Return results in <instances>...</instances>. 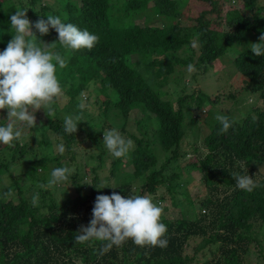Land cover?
<instances>
[{"label":"trees","instance_id":"trees-1","mask_svg":"<svg viewBox=\"0 0 264 264\" xmlns=\"http://www.w3.org/2000/svg\"><path fill=\"white\" fill-rule=\"evenodd\" d=\"M21 1L0 0V51L7 47L11 35H15L10 16L18 9H25ZM198 1L201 7L196 14L186 15L180 10L186 0H58L54 9L44 2L35 8L39 0H27L26 15L30 22L46 19L51 14L59 16L63 23H72L99 37L90 50H73L61 45L58 33L49 29L48 35L56 36L52 54L58 53L67 60L63 68L55 59L52 63L56 66L55 75L61 89L70 100L89 82H97L103 95L100 101L103 112L114 106L123 118L132 109L145 114L144 121H138L142 124H139L142 128L139 135L130 134L133 147L122 156L130 171L120 172V182L111 189L122 197L131 196V183L136 180L140 182L135 188L138 192L154 194L159 186L170 193L174 191L172 181L178 174H166L165 170L171 161L184 156L180 147L184 120L194 121L195 109L201 102L209 101L200 89L182 94L174 101L161 98L135 68L138 60L152 66L162 83L174 71V62L184 67L192 64L196 69L191 73L193 76L205 72L217 57L231 50L235 69L248 80L243 85L257 93L263 108L254 107L239 120L229 117L233 123L226 132L220 131L222 125L216 116L207 123L208 132L202 138L206 151L201 156L193 153L188 166L198 170L210 194L199 203L204 210L202 213L193 211L189 216L174 219L160 217V222L167 227L162 237L168 240L167 247L138 246L129 238L100 256L98 252L104 241L92 238L76 243L75 236L80 225L88 226L92 218V214L84 212L94 203L87 202L107 190L94 191V183H91L88 192L82 193L84 183L70 178L64 182H69L74 195L56 206L52 198L44 200L41 193H34L32 185L30 193L24 194L12 177L9 185L0 191V264H194L204 248L210 256L200 264H240V252L248 247L247 241L254 243L264 258V249L251 233L254 224L264 226V177L255 180L257 187L249 192L237 188L230 175L232 172L250 174L253 162L264 163V55L255 56L246 44L249 38L252 43L259 42L258 37L264 32V5H256V0ZM246 10L251 14L247 15ZM138 13L145 19L162 21L139 25L133 21ZM32 30L39 41L45 36ZM182 48L189 52L185 57L174 55L175 50ZM131 55L138 59L131 62ZM166 55L169 60L164 59ZM46 118L36 127L27 125L26 129L49 128L63 138L64 146L68 147L73 135L65 134L62 126ZM6 125L0 117V126ZM24 125L21 123L14 131L22 132ZM19 139L10 145L0 143V173L35 152L29 143H20ZM91 139L96 141L94 135ZM156 145L164 153L160 160L154 151ZM5 151H8L6 158L1 153ZM122 157L111 162L112 175L116 174ZM48 160L60 166L58 157L49 155L36 157L33 162L42 169ZM44 179L41 176L38 180L44 182ZM7 190H15V200L2 198ZM34 197L42 203L39 211L32 205ZM195 238L198 240L190 243Z\"/></svg>","mask_w":264,"mask_h":264},{"label":"rangeland","instance_id":"rangeland-1","mask_svg":"<svg viewBox=\"0 0 264 264\" xmlns=\"http://www.w3.org/2000/svg\"><path fill=\"white\" fill-rule=\"evenodd\" d=\"M224 2L231 3L232 0H223ZM46 3L52 9L57 5L58 0H39L35 8H38L40 3ZM21 5L27 8V0H22ZM147 5H151L148 1ZM256 5H264V0H256ZM180 7V6H179ZM201 7L198 0H186L185 4H182L180 10L185 11L186 15H195L196 11ZM257 9V7L255 8ZM261 11L260 9H257ZM264 13V9L262 11ZM247 15L251 14L250 10H246ZM133 21L139 25L148 24H160L162 19L160 18H147L142 16V13H138L133 16ZM226 29V27H223ZM55 35L46 34L40 40L45 43H52L47 49H52ZM252 38L247 39L246 44L252 43ZM45 48V45H41ZM195 43L192 45V50L195 52ZM53 52V49L50 51ZM174 55L185 57L188 54L187 49L175 50ZM194 55V54H193ZM233 51L229 50L223 55L217 57L208 69L203 73H195L191 76L192 72L188 71V66L184 67L174 62V71L167 75L165 82L159 83L152 66L147 63L138 62L134 65L138 69L146 80L151 84L152 88L159 93L161 98L174 101L178 96L196 91L200 89L209 97V101L205 100L201 102L200 107L195 109L196 118L194 121L189 122L184 120L185 131L183 133L181 149L184 151V156L171 161L170 165L165 170V173L176 172L178 177L172 181L174 191L170 193L162 186H159L154 194H149L143 190L137 191L140 185L138 180L131 183L132 192L131 196H148L152 199L153 203L162 207L163 211L161 217L167 219H174L180 216H189L194 211L195 214L202 213L204 210L199 207V203L210 193L204 186L200 179V175L197 169L188 166L190 157L194 154L201 156L206 150L202 145V138L208 132L207 123L211 121L217 114H225L235 120H239L244 117L245 114L251 111L254 107L262 109L258 95L254 91L248 90L243 84L245 79L234 67L232 63ZM164 59L169 60L168 55L163 56ZM136 56L131 55L130 61H135ZM159 80V81H158ZM115 96H111L113 99ZM103 100V95L98 89L97 82H89L88 86L73 97L69 99V95L66 94L63 89L61 95L54 98L52 107L53 112L49 113L46 107L36 109L33 106H28L29 111L34 113L35 126L40 122L47 120L46 116L56 121L60 126L63 125V117L65 115H80L84 121L78 123L77 132L73 133V140L68 147H65L63 154L57 151V145L63 142V138L56 135L51 129H38L28 131L26 126L28 122H22L16 118H8L7 109H0V117L4 119L6 124L12 122L14 128H17L21 123H25V127L22 129L19 142H27L30 145V149H35V152L29 153V158L26 156L21 161L14 163L8 167V169L0 173V191L6 188L11 178H16L17 183L24 190V194L28 195L29 186L32 185L34 193L37 195L41 193L44 200L52 198L54 205H59L67 197L74 195L69 182H60L55 185H49L48 181L51 178L50 174L54 168L67 167L71 170L72 175L69 177L71 180H75L84 183L81 192L87 193L89 184L94 183V191H105L103 195H111L113 192L110 187H116L120 182L119 173L122 171H130V167L126 162V158L122 157L117 168L116 174L110 173L111 162L116 158L112 156L109 150L106 148L103 142V132L116 129L122 136L128 140H132L130 134L139 135V130H142L138 121L143 119L145 114L136 109H132L126 118L121 116V113L114 107H108L104 112L101 110L100 101ZM201 109V110H200ZM142 125V124H141ZM91 135L95 136V140L91 139ZM133 142V140H132ZM153 145V144H152ZM133 147V143L129 150ZM128 150V151H129ZM155 153L158 155V159L162 158V153L158 146H155ZM3 156L8 157V151L1 152ZM49 155V157H58L60 166L56 161L48 160L46 167L40 168L33 160L36 157H42ZM30 174V176H29ZM247 174V173H245ZM244 174V175H245ZM33 175L34 178H31ZM253 180H258L264 177V163L253 162L250 174ZM44 176V182L38 180ZM107 184L109 187H101L103 184ZM221 189V187H220ZM36 190V191H35ZM221 195V194H220ZM4 200L16 199L15 190L9 192L7 196L2 195ZM95 201V200H94ZM93 200L87 203L92 205ZM32 205L38 210L41 207V202ZM91 206L84 213L92 214ZM39 211V210H38ZM252 234L257 238L261 249H264V226L259 223L253 225ZM198 238L190 241L195 243ZM248 247L244 252H240V264H264V258L258 253L257 246L254 243L247 241ZM264 255V253H263ZM207 248L199 252L196 256L197 259L194 264H200L204 259L209 258ZM76 263H79L78 259H74Z\"/></svg>","mask_w":264,"mask_h":264},{"label":"clouds","instance_id":"clouds-1","mask_svg":"<svg viewBox=\"0 0 264 264\" xmlns=\"http://www.w3.org/2000/svg\"><path fill=\"white\" fill-rule=\"evenodd\" d=\"M27 9H18L10 16V26L15 35H11L7 47L0 51V109H7L8 118L28 122L35 126L34 113L28 106L36 109L46 107L48 112L54 111V98L61 95L62 89L55 75L56 66L53 59L61 68L66 66L67 60L60 54L53 55L47 50L52 43L39 41L33 28L41 36L54 29L58 33V41L67 48L78 50L91 49L99 37L88 30H80L72 23H63L59 16L47 15L46 19L38 18L30 22L26 15ZM199 39V33L196 34ZM259 42L250 43L249 48L255 56L264 55V32L258 37ZM44 44L45 48L39 45ZM188 71H196L192 64ZM43 109V108H42ZM215 119L222 125L221 132H226L233 121L227 115L217 114ZM84 121L80 115H65L63 117V131L65 134L77 132L78 123ZM21 136L20 130L14 131V124L0 126V143L10 145ZM103 142L113 157L125 156L132 145V140H126L116 129L103 132ZM61 154L65 146H56ZM72 172L67 167L54 168L51 171L49 185L67 181ZM236 187L251 192L257 187L253 178L248 174L238 172L230 174ZM109 187L106 183L97 189ZM114 188V187H110ZM8 190L3 192L7 196ZM36 198H33V204ZM162 207L153 203L148 196L122 197L113 191L111 195H97L92 208V218L88 226L80 225L75 236L76 243H83L95 238L104 241L98 255L106 254L113 245H121L131 238L138 246L151 245L161 248L167 247L168 240L162 238L167 232L165 224L160 222Z\"/></svg>","mask_w":264,"mask_h":264}]
</instances>
